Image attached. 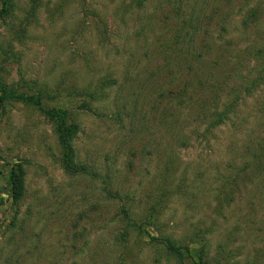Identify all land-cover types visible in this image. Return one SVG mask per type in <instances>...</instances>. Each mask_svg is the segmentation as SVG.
<instances>
[{"label":"rangeland","instance_id":"rangeland-1","mask_svg":"<svg viewBox=\"0 0 264 264\" xmlns=\"http://www.w3.org/2000/svg\"><path fill=\"white\" fill-rule=\"evenodd\" d=\"M6 1L0 264H264V0Z\"/></svg>","mask_w":264,"mask_h":264},{"label":"trees","instance_id":"trees-1","mask_svg":"<svg viewBox=\"0 0 264 264\" xmlns=\"http://www.w3.org/2000/svg\"><path fill=\"white\" fill-rule=\"evenodd\" d=\"M3 9L0 13V18L4 16L7 12V1L0 0ZM6 101L20 102L25 105H30L35 107L46 119L53 122L56 125V131L58 134L59 143L63 149V164L68 172H76L83 170L82 167L76 164L75 154L72 147V141L77 134V127L68 124L69 112L63 109H46L42 103V96L39 94L26 95L18 94L17 91L8 90L3 86L0 79V103ZM9 184L11 188V195L14 204H17L24 193L23 178L20 173L13 171L9 178ZM153 240H155L153 238ZM162 244L172 255H177L179 253V247L173 244L169 240L162 241ZM183 260V257H180Z\"/></svg>","mask_w":264,"mask_h":264}]
</instances>
